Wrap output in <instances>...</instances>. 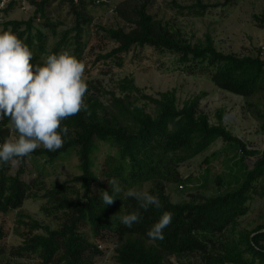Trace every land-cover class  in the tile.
I'll return each instance as SVG.
<instances>
[{"label": "trees", "instance_id": "1", "mask_svg": "<svg viewBox=\"0 0 264 264\" xmlns=\"http://www.w3.org/2000/svg\"><path fill=\"white\" fill-rule=\"evenodd\" d=\"M52 1L56 0H29L36 6L29 20L7 21L2 25V31H12L29 46L35 58L33 63H43L42 58L52 53L67 52L70 32L49 50L46 34L34 26L39 16L51 26L46 11ZM64 1L74 18L72 55L80 60L83 27L92 21L86 12L87 0H79L78 4L73 0ZM190 1V9L197 10L196 16H202L210 8L201 0ZM16 2L3 11L8 13ZM89 2L103 6L95 5L93 0ZM152 3L153 0H138L130 16L118 11L130 26L128 31L98 28L116 47L105 55L96 56L95 61L110 60L120 68L124 61L122 55L135 47H150L175 54L179 63H191L206 71L220 90L246 100L264 95V60L259 56L224 54L215 48L210 36H206L202 44L190 43L179 28L149 14ZM86 83L84 102L88 111L62 121L70 129L63 147L56 151L38 149L31 154L45 157L52 164L72 151L77 156L80 175L48 188L40 178L30 182L23 180L28 158L21 161L14 175L10 174V164L0 165V213L16 211L17 223L29 228L21 244L13 249L14 256L40 264H93V259L101 252L81 231L82 226H88L94 237L103 233L115 236L114 255L118 264H172L169 258L192 254L200 255L204 264H264V225L251 231L239 229L240 219L250 211V202L254 198L264 199V152L248 150L246 144L222 124V110L215 114L217 124H211L208 115L200 109L202 96L193 97L180 106L175 91L148 95L132 78H124L117 83L121 97L112 94L106 105L93 94L97 92V85ZM249 105L256 109L257 119L263 121L264 128V112L255 104ZM146 106L152 107V113L146 111ZM11 135L5 118L0 121V144ZM217 141L235 147L241 154V163L255 158L252 168H245L238 188L220 196H198L187 202L172 203L166 193L167 186L188 182L179 172L181 165L200 156ZM99 144L108 146L113 153L104 161L106 173L123 186L149 184L148 191L159 197L161 208L150 206L145 211L135 199L121 197H116L112 205H103L101 192L114 193L108 182L96 174L94 156ZM204 162L208 163L207 158ZM216 182L222 186L221 178ZM76 184H79L78 189ZM95 185H98L96 191L93 190ZM40 195L48 205L44 210L62 214L63 222L58 229L42 226L23 212L24 202ZM133 211L140 212L141 220L127 228L121 224L119 216ZM165 211L172 213L173 219L164 229V239L150 240L147 231ZM3 236L0 230V240Z\"/></svg>", "mask_w": 264, "mask_h": 264}, {"label": "rangeland", "instance_id": "2", "mask_svg": "<svg viewBox=\"0 0 264 264\" xmlns=\"http://www.w3.org/2000/svg\"><path fill=\"white\" fill-rule=\"evenodd\" d=\"M89 1L87 0L86 12L92 21L90 25L83 27L84 32L81 35L83 52L80 61L86 66L85 82L97 85V92L93 94L103 104L110 103L112 94L116 98L121 97L117 83L124 78H132L134 84L148 95L175 91L180 106L193 97L202 96L200 109L208 115L211 124H217L215 114L222 110V124L242 140L248 150L264 152L263 121L257 119L256 109L249 105L255 104L264 112V95L246 100L220 90L210 81L206 71L191 63L181 64L177 55L150 47L144 49L135 47L127 55H122L124 61L120 68L110 60L95 61L96 56L105 55L116 47V43L98 28H123L128 31L130 26L119 16L118 11L130 16L131 8L138 0H108L106 5L98 7ZM201 1L210 8L200 17L196 16L197 10L190 9L192 5L190 0H153L148 11L157 20L179 28L192 44H202L205 37L210 36L215 48L224 54L255 57L259 46L264 43V0ZM35 10L36 6L29 2L27 10H23L17 3L8 13L0 11V32L5 22L27 21L34 15ZM46 14L51 26L40 16L35 20L34 26L46 34L47 48L51 50L66 32H70L67 52L72 54L75 48L73 45L75 29L69 5L64 0L52 1L47 7ZM45 59L44 56L42 61ZM140 104H143V101H140ZM146 111L152 113V107L146 106ZM11 137H16L14 131ZM38 149L44 148L41 146ZM109 154H113L109 147L99 144L94 156L96 174L104 182L111 179L104 167V161ZM206 158L207 164L204 162ZM254 161L255 158H248L241 163V154L235 147L217 141L209 150L181 165L179 172L182 179L188 182L168 185L166 193L172 203L187 202L198 196L224 195L238 188L245 168L251 169ZM17 169L18 165L11 166L10 174L14 175ZM78 175H80L78 159L71 151L52 164L48 163L45 157L31 156L26 160L23 180L30 182L40 178L45 181L48 188H52ZM218 178H221L222 186L216 182ZM75 186L76 189L79 188V184ZM120 186L124 191L130 188L148 191L150 188L149 184ZM97 188L98 185H95L93 190L96 191ZM41 195L37 199L26 200L22 210L42 226L52 230L58 229L63 222V216L61 213H48L44 210L48 205ZM260 225H264V199L254 198L250 202L249 213L240 219L239 229L251 231ZM0 230L4 235L0 240V264H40L36 260L16 257L13 254V249L21 244L29 231L27 226L17 223L16 211L0 213ZM81 231L101 252L93 259V264H118L114 255L116 238L113 234L103 233L100 237H94L88 226H82ZM169 260L172 264H204L201 256L197 254L171 257Z\"/></svg>", "mask_w": 264, "mask_h": 264}, {"label": "clouds", "instance_id": "3", "mask_svg": "<svg viewBox=\"0 0 264 264\" xmlns=\"http://www.w3.org/2000/svg\"><path fill=\"white\" fill-rule=\"evenodd\" d=\"M34 59L29 46L15 33L0 32V121L7 118L8 128L16 133L15 138L5 137L0 144V165L17 166L41 146L48 151L59 150L70 132L62 121L88 111L84 102L88 90L84 80L86 66L82 61L65 51L47 55L43 63H33ZM107 182L114 195L103 190V205H112L120 196L135 199L145 211L150 206L162 207L159 197L147 190L124 191L116 178ZM119 219L131 228L140 222L141 215L133 211ZM172 219V213L163 212L147 231V237L164 239V229Z\"/></svg>", "mask_w": 264, "mask_h": 264}, {"label": "built area", "instance_id": "4", "mask_svg": "<svg viewBox=\"0 0 264 264\" xmlns=\"http://www.w3.org/2000/svg\"><path fill=\"white\" fill-rule=\"evenodd\" d=\"M15 0H0V11L5 10L10 4H12ZM79 0H73L75 4H78ZM95 5H106L108 0H93ZM22 7L23 10H27L29 8V0H17L16 4ZM262 60H264V43H262L257 51V55Z\"/></svg>", "mask_w": 264, "mask_h": 264}]
</instances>
